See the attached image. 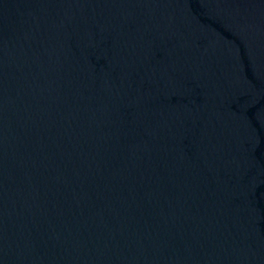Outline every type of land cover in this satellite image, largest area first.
<instances>
[{"label":"water","instance_id":"obj_1","mask_svg":"<svg viewBox=\"0 0 264 264\" xmlns=\"http://www.w3.org/2000/svg\"><path fill=\"white\" fill-rule=\"evenodd\" d=\"M0 264H264V0H0Z\"/></svg>","mask_w":264,"mask_h":264}]
</instances>
